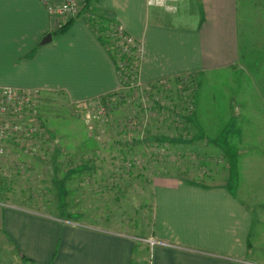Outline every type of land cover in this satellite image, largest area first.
Here are the masks:
<instances>
[{"label": "rangeland", "instance_id": "obj_1", "mask_svg": "<svg viewBox=\"0 0 264 264\" xmlns=\"http://www.w3.org/2000/svg\"><path fill=\"white\" fill-rule=\"evenodd\" d=\"M170 1L172 11L152 5L150 18L166 27L197 26L199 16H189L184 4ZM238 25L241 56L233 68L172 78L150 95L147 86L131 85L81 105L71 104L62 93H33L37 97L17 120L19 129L0 146V200L129 235L138 247L134 261L147 264L156 244L149 236L150 181L180 176L209 186L226 183L252 207L253 241L258 232L262 236L264 0H239ZM178 86L187 89L182 96L197 110L178 102ZM195 116L205 143L197 149L184 142L188 132H196ZM245 119L249 122L242 125ZM144 139L150 147L139 144ZM209 145H218L222 153L208 154ZM254 250L253 259L264 254Z\"/></svg>", "mask_w": 264, "mask_h": 264}, {"label": "crops", "instance_id": "obj_2", "mask_svg": "<svg viewBox=\"0 0 264 264\" xmlns=\"http://www.w3.org/2000/svg\"><path fill=\"white\" fill-rule=\"evenodd\" d=\"M178 3L184 4L189 16H199L193 29L152 20L148 0H89L68 30L56 36L53 33L66 21L49 16L41 0H0V87L62 93L73 105L117 92L114 64L87 25L89 15L114 19L140 43L141 86L233 68L241 56L239 0ZM173 4L161 0L154 6L172 11ZM47 34L52 35L51 42L40 45ZM198 119L192 118L196 149L205 145L197 133ZM206 150L211 155L222 153L218 145ZM149 186V236L156 244L148 251L147 264H264V254L257 260L252 257L254 249L264 251V233L258 232L254 241L251 237L252 207L226 183L209 186L180 176H156ZM137 249L129 235L0 200V264H137Z\"/></svg>", "mask_w": 264, "mask_h": 264}, {"label": "trees", "instance_id": "obj_3", "mask_svg": "<svg viewBox=\"0 0 264 264\" xmlns=\"http://www.w3.org/2000/svg\"><path fill=\"white\" fill-rule=\"evenodd\" d=\"M89 0L83 1L82 8L85 9L87 6V3ZM92 16V17H91ZM87 17V25L89 28L93 31V33L96 36V39L98 42L105 48L107 51L109 57L111 58L115 71L116 76L120 85V89L124 90L126 88H129L131 85H139L138 83V72L141 62V46L140 43L132 39L128 34H126L123 30L119 31V28L121 27L120 24L115 21L114 19L104 16V15H96V18L94 15H91ZM75 19V18H73ZM70 19L60 25L53 33V35H62L64 34L70 24L72 23V20ZM130 40V44H127L126 40ZM192 76V75H191ZM174 81H180V77L173 78ZM171 81V79H166L160 82H156L153 84L145 85L146 88L149 89L147 91V95L151 93L157 92L156 89L159 87H162L163 85H166V82ZM141 86V85H139ZM157 87V88H155ZM119 89V90H120ZM178 93H177V100L180 104H186L188 106H191V108L196 110V104L191 102L190 98L182 96L184 92H187V89H180L178 86ZM184 91V92H183ZM116 93V92H115ZM115 93H110L107 96H113ZM191 120L187 121L186 123L190 122ZM192 123V122H191ZM195 127V126H194ZM234 129V128H233ZM236 132V130H234ZM233 131V132H234ZM193 132V131H192ZM192 132H188V140L186 142L193 143L195 142L196 138L192 134ZM228 131H226L227 133ZM181 139V138H178ZM164 141L166 143L170 142L171 140L168 138H164ZM182 141V139L180 140ZM150 140L144 139L139 142L140 145H142L145 148L150 147L148 144ZM227 141H224L226 143ZM182 143V142H180ZM185 144V143H183ZM165 145V144H164ZM194 147V146H193ZM226 150V149H225ZM82 171V170H79ZM194 182V181H193ZM62 210V208H61Z\"/></svg>", "mask_w": 264, "mask_h": 264}, {"label": "built area", "instance_id": "obj_4", "mask_svg": "<svg viewBox=\"0 0 264 264\" xmlns=\"http://www.w3.org/2000/svg\"><path fill=\"white\" fill-rule=\"evenodd\" d=\"M41 1L49 16L65 21L78 17L83 6L82 0ZM157 3L160 4L161 0H148V5H157ZM121 30L122 28L120 27L119 31ZM126 42L130 44V40L127 39ZM33 93L35 94L36 92L18 91L8 87H0V146L7 138L13 137L14 132L19 129L17 120L25 115L27 109L34 104L37 97ZM96 117L100 118V115ZM22 127L26 131H33L30 127ZM1 153H3V149L0 150ZM147 242L151 246L155 243L153 240Z\"/></svg>", "mask_w": 264, "mask_h": 264}, {"label": "water", "instance_id": "obj_5", "mask_svg": "<svg viewBox=\"0 0 264 264\" xmlns=\"http://www.w3.org/2000/svg\"><path fill=\"white\" fill-rule=\"evenodd\" d=\"M52 40V35L51 34H47L40 42V45H45L50 43Z\"/></svg>", "mask_w": 264, "mask_h": 264}]
</instances>
